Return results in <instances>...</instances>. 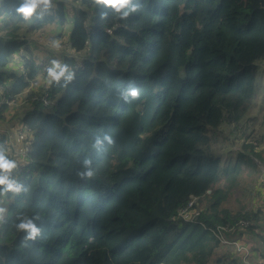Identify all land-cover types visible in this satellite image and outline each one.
Returning <instances> with one entry per match:
<instances>
[{"label": "trees", "instance_id": "obj_1", "mask_svg": "<svg viewBox=\"0 0 264 264\" xmlns=\"http://www.w3.org/2000/svg\"><path fill=\"white\" fill-rule=\"evenodd\" d=\"M21 3L0 0V123L24 96L31 139L26 160L0 144L20 186L0 185V264H225L222 255L211 262L221 243L207 227L255 223L261 210L220 215L219 196L202 210L204 224L172 216L192 195L219 190L213 145L255 104L264 0H132L120 12L98 0H52L29 19L16 12ZM68 5V50L80 54L65 57L45 105L25 93L42 73L35 55H22L18 69L10 58L27 34L67 24ZM133 83L139 99L126 101ZM235 151L229 168L245 160ZM89 170L91 178L79 175ZM25 220L41 229L35 240L18 229Z\"/></svg>", "mask_w": 264, "mask_h": 264}, {"label": "rangeland", "instance_id": "obj_2", "mask_svg": "<svg viewBox=\"0 0 264 264\" xmlns=\"http://www.w3.org/2000/svg\"><path fill=\"white\" fill-rule=\"evenodd\" d=\"M68 9V12L70 14V16L68 17V23L62 25L61 30H57L56 28L51 30V27L49 28V30H47L45 29V27L41 30H38L37 32H33L32 34H27V44H30L32 50L34 51L36 59H43L46 56V59L50 60L51 65L52 61L55 60L63 66V64L65 63L64 60L66 56L75 55L76 57H78V55L80 54H78V52L73 51L72 53H70L69 51L71 50H68L69 45L67 38L69 36V31L72 26V16L74 15V8H72L71 5H68ZM52 24L54 25V27H56V22ZM23 31L24 29H22V32ZM256 62L259 64L260 67L255 86L254 103L256 108H251L246 113L244 119L238 127L234 125H231L229 127L225 126V133L229 135V138L222 139L221 141H218L213 145L215 151L218 152V156L222 158L220 178L214 186L215 190L218 187L219 190L215 193L206 195L205 197H203L202 201L200 199V205H202V210L204 209V207L207 208L213 202L215 203L220 197L223 199L221 200V203L217 206L216 210L220 215L224 214L226 209L230 210L232 213H238L239 211H241V209L243 210L251 208L253 206V198L255 194L253 193L254 185L252 183L254 181V177L260 173L261 169L264 166V161L261 159V154L259 152L260 147L256 142L264 133V126H260V124L264 122V58L259 59ZM9 67L11 68L12 66L9 65ZM41 74H39L40 76H38V83H35L34 86L30 85L25 91V93L37 91L42 83L49 84L51 79L49 75L41 76ZM17 101L18 107L12 109L10 108L9 111L6 113L4 120L8 119L7 122L12 120L11 117L13 114L19 115V113L24 110L25 104L23 103V100L21 99ZM15 102H13V107L16 105ZM21 102L23 104H21ZM10 105H12V103ZM1 124L2 123H0V131H2ZM16 132L19 135H22L23 137V141L19 140L20 146H22V148L18 149L19 153H17V156L20 158L23 154H25V147L26 145L29 146L30 143L28 142L31 139H27L29 137V134L23 129L22 125L20 126V128L18 127ZM247 139L249 140L246 142ZM6 141L10 145L9 149L7 148V151L8 153L11 152V155H13L14 153H12V142L8 138L6 139ZM243 143L244 147H246V157L244 164L237 163V168H229L231 165H234L236 163L237 156L235 150L237 149V147L243 145ZM261 146H263V144H261ZM231 147H233V149H231ZM240 166L242 168L239 169ZM239 175H242L243 178H239ZM236 177L238 178L236 179L237 183L243 184L244 188H246L245 190H237L235 192L231 191L232 189H238V187L229 184L230 181H232ZM209 211L214 212L215 210L210 208ZM3 217L4 216L0 211V224L3 220ZM219 247H221V245ZM219 254L220 253H218L216 250L215 254L211 256V262H215ZM187 264L199 263L193 261L192 263Z\"/></svg>", "mask_w": 264, "mask_h": 264}, {"label": "crops", "instance_id": "obj_3", "mask_svg": "<svg viewBox=\"0 0 264 264\" xmlns=\"http://www.w3.org/2000/svg\"><path fill=\"white\" fill-rule=\"evenodd\" d=\"M50 27L52 28L51 30H53L55 28L57 30L58 29L61 30L62 25L59 22H56V27H54L53 24H50V25L46 26L45 29L49 30ZM70 31H71V28H70ZM70 31H69V33H70ZM30 34H32V33H30ZM68 44H69V41H68ZM69 52L72 53V51H69ZM30 54H34V51L32 50L30 44H27V46L25 48H23L20 51H17L16 53H14L11 56V58H10V65L12 66L11 68L12 69H18L20 66H22V63H23L22 55H30ZM23 98H24V96L21 97L22 100H23ZM18 100H20V99H18ZM23 102H24V100H23ZM15 103H16V105L14 107H13V103H12V105H10L11 109L18 107V101H16ZM21 104H23V103L21 102ZM24 108H25V105H24ZM252 108H256L255 104ZM20 113H19V115L13 114L11 117L12 120H10L9 122H7L8 119L3 120L1 122L2 123L1 124L2 132L4 133V136H6L5 138H8L12 142V146H13L12 151L15 152L16 155H17V153H19L18 149L22 148V146H20L19 140L23 141L22 135H19L16 132L18 127L20 128V126L22 125ZM260 126L263 127L264 122L262 124H260ZM24 139H25V136H24ZM248 140L249 139H247L246 142ZM256 142H257L258 146L260 147L259 152L261 154V159L264 161V133ZM260 143L263 144V146H261ZM231 148H233V147H231ZM237 149L242 152V151H245L246 147H244V143H243V145L237 147ZM244 162H245V160L243 162H241V164H244ZM240 168H242V167L240 166L239 169ZM259 174L254 177V181L252 180L253 181L252 184L254 185L253 193L255 195L253 198V206L251 208H247V210L251 209V210H254L256 212L258 210H261V215L255 220V223H254V220L253 221L250 220L252 222L253 228L243 229L242 227H237L236 224L235 225H225V226L229 227V230L224 231L223 235L227 240H229V243L224 244V243L220 242L221 247H219L220 245H218V247H216L212 253V255H214L215 251L217 250V252L220 253L219 255L223 256V258L226 262L225 264H243L242 259H241L243 253L240 254V252L237 251V247L235 245L236 242L244 245L249 250L250 259L252 261H254L256 263H261L264 261V166L261 169ZM238 177L243 178L242 175H239ZM236 179H238V178L236 177L235 179L230 181L229 184H231L232 186L238 187V189H232L231 191L235 192L237 190H239V191L245 190L246 188H244V185L237 183ZM211 193H212V191L210 190L209 194H211ZM1 203H2V198H0V204ZM201 207H202V205H201ZM204 209H205V207H204ZM244 210H246V209H243V210L241 209L242 212Z\"/></svg>", "mask_w": 264, "mask_h": 264}, {"label": "clouds", "instance_id": "obj_4", "mask_svg": "<svg viewBox=\"0 0 264 264\" xmlns=\"http://www.w3.org/2000/svg\"><path fill=\"white\" fill-rule=\"evenodd\" d=\"M99 3H103L104 5L111 6V8L115 9L117 12H120L122 9L127 8L132 0H98ZM52 5V0H22L20 6L16 9V12L20 14L24 19L31 18L37 10H40L42 14V10H46L50 8ZM133 10L135 8L133 7ZM124 15H127V12H124ZM52 67L48 70L49 77L59 82L61 77H64L65 72L67 71L66 67H63L58 61H52ZM71 75H68L66 79L71 80ZM125 100H128V97L131 99H139L140 90L135 86L126 89L123 93ZM129 102V101H128ZM111 144L113 141L110 137H105ZM99 143V140L97 141ZM85 167L91 164V161L86 159L84 161ZM16 167L14 161L9 160L5 157L3 152H0V185H4L5 191H20V186L17 185L14 181L9 179V174ZM80 176L84 178H91L94 175L93 170H89L87 172L79 173ZM2 211V209H0ZM18 229L23 230L27 233L26 239L35 240L36 237L41 233V229L38 228L31 220H25L24 222L18 225Z\"/></svg>", "mask_w": 264, "mask_h": 264}, {"label": "built area", "instance_id": "obj_5", "mask_svg": "<svg viewBox=\"0 0 264 264\" xmlns=\"http://www.w3.org/2000/svg\"><path fill=\"white\" fill-rule=\"evenodd\" d=\"M46 58L47 57H44L43 59H37V62L40 64L41 70H42V74L40 73L41 76H48V75H45V73H48V70L52 67L50 60H48ZM38 81H39V78L37 77L35 80H33L31 82L30 85L34 86V84L38 83ZM47 85H48V83H42L39 87V88H42V91H43L42 96H39L38 94H36L37 93L36 91H35V95L33 96V99H41L45 105H48L50 103L49 94L46 91ZM10 103H13V101H11ZM6 139L7 138H3L0 135V144L4 148L9 149L10 145L8 144ZM28 149H29V147H28V145H26L25 154L22 155L24 160H26V153H27ZM12 153H13V151H12ZM9 154L11 155V152ZM25 164L26 163L24 161V163L20 165V169H22L21 167L24 166ZM207 193L209 194L210 190H208ZM200 199H201L200 196L192 195L190 197V200L187 202V204L180 207L178 209L177 213L172 216V218L175 220L182 219L183 221H186V222L204 224L200 219V216L202 214ZM251 225H252V222L248 219L243 218L239 222V227H242L243 229L248 228ZM207 228L211 232L214 233V235L220 240L221 243H224V244L229 243V240H227L223 235L224 231L229 230L228 226L218 225L217 227H207ZM235 245L237 247V251L240 252V254L243 253L242 257H241L243 264H264V261L261 263H256V262L252 261L250 259V252L244 245H242L238 242H236Z\"/></svg>", "mask_w": 264, "mask_h": 264}]
</instances>
